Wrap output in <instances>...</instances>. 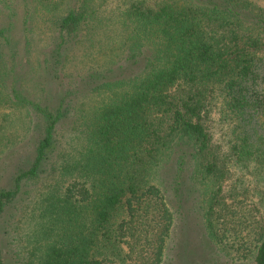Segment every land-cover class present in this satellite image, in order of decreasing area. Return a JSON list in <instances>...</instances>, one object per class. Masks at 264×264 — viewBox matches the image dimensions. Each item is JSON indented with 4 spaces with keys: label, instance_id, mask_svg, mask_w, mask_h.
<instances>
[{
    "label": "trees",
    "instance_id": "1",
    "mask_svg": "<svg viewBox=\"0 0 264 264\" xmlns=\"http://www.w3.org/2000/svg\"><path fill=\"white\" fill-rule=\"evenodd\" d=\"M0 147V228L47 183L35 264H172L187 223L221 242L230 169L264 177V0H0Z\"/></svg>",
    "mask_w": 264,
    "mask_h": 264
},
{
    "label": "rangeland",
    "instance_id": "2",
    "mask_svg": "<svg viewBox=\"0 0 264 264\" xmlns=\"http://www.w3.org/2000/svg\"><path fill=\"white\" fill-rule=\"evenodd\" d=\"M16 38V37H15ZM34 45L36 49H41L48 43V34L34 36ZM39 52V51H38ZM38 52H31L30 59L32 62L37 60ZM211 123H209L210 131L213 135V140L217 143H222L221 136L225 133V126L219 124L218 114L213 113ZM5 131L9 135H17V125H11ZM17 132V133H15ZM9 143L10 140L2 141V145ZM18 147V146H17ZM1 148V147H0ZM65 148V146H64ZM66 149V148H65ZM15 157L21 162L23 153ZM0 154V157H3ZM15 156V155H10ZM9 156V158H10ZM5 159V156L2 160ZM1 162V161H0ZM238 168V167H235ZM235 168L230 169V174L224 179L222 184L221 198L227 204L232 216L229 217L232 226L231 229L237 231L232 234L231 231H226L225 236L219 240L210 243L203 230L202 224L187 223L186 226H180V237L177 241L188 243L181 257H175L172 264H252L251 258L247 257L244 260L239 258L242 253L250 256L253 250L254 239L259 227L264 225V177L261 175L256 177L255 174H250L247 171ZM35 182V183H34ZM31 183L32 188L29 198L21 196L18 203L11 207L1 221V240L4 243V256L6 264H35L33 254L35 249L34 239L32 235L38 230L39 222L37 218V207L40 198L47 192V183L35 180ZM229 194L234 198H230ZM218 210V209H217ZM239 221V222H238ZM222 225H217L215 232L217 235L222 234ZM238 226V227H237ZM178 233V234H179ZM238 235V236H235ZM239 238V239H238ZM236 240V244H231L230 240ZM204 242V243H203ZM181 247V246H180ZM180 248L176 249L174 255ZM239 250V252H238ZM248 253V254H247Z\"/></svg>",
    "mask_w": 264,
    "mask_h": 264
}]
</instances>
